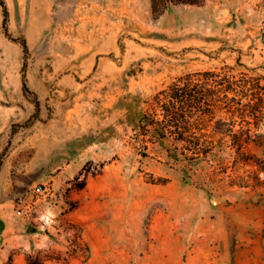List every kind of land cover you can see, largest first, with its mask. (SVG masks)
<instances>
[{
	"label": "rangeland",
	"instance_id": "rangeland-1",
	"mask_svg": "<svg viewBox=\"0 0 264 264\" xmlns=\"http://www.w3.org/2000/svg\"><path fill=\"white\" fill-rule=\"evenodd\" d=\"M6 3L0 264L24 245L23 264H264V0L157 15L151 0ZM204 71L234 90L230 109L193 125L210 148L195 158L162 135L156 94L187 74L219 86ZM35 184L51 192L32 195ZM21 197L32 216L16 213Z\"/></svg>",
	"mask_w": 264,
	"mask_h": 264
},
{
	"label": "trees",
	"instance_id": "trees-1",
	"mask_svg": "<svg viewBox=\"0 0 264 264\" xmlns=\"http://www.w3.org/2000/svg\"><path fill=\"white\" fill-rule=\"evenodd\" d=\"M204 0H151V9L155 15L165 11L171 3H190L201 4ZM0 5L3 10V28L7 36L12 37L8 22L10 12L6 0H0ZM23 47L25 55L29 53V46L25 37L18 39ZM205 79V82L214 80L219 86H209L192 82L194 75L187 74L182 80L174 81L168 88L161 90L156 94V101L161 106V118H158V123L162 126V135H173L174 137L191 145L195 152V158H198L201 153L210 151L209 147L201 142V135H197V131H193V125L200 126L201 121H206L213 117L217 110L230 109L224 108V104L229 102L228 94L233 91L232 81L226 76H222L216 71H204L198 73ZM200 79V78H198ZM225 80L226 82L222 81ZM211 85V84H209ZM221 87V88H219ZM23 91L27 95L30 88L26 81V76L23 77ZM36 108H39V101L35 102ZM232 111V110H231ZM250 139L249 134L243 137L233 138V144L239 148L243 147ZM29 264H34L31 256H28Z\"/></svg>",
	"mask_w": 264,
	"mask_h": 264
},
{
	"label": "built area",
	"instance_id": "built-area-1",
	"mask_svg": "<svg viewBox=\"0 0 264 264\" xmlns=\"http://www.w3.org/2000/svg\"><path fill=\"white\" fill-rule=\"evenodd\" d=\"M32 195H43L45 193L51 192V188L42 184H35L32 188ZM36 209L35 204L32 201H29L27 198L21 197L18 202V208L16 213L18 215H28L32 216Z\"/></svg>",
	"mask_w": 264,
	"mask_h": 264
},
{
	"label": "crops",
	"instance_id": "crops-1",
	"mask_svg": "<svg viewBox=\"0 0 264 264\" xmlns=\"http://www.w3.org/2000/svg\"><path fill=\"white\" fill-rule=\"evenodd\" d=\"M24 244H25V242H23ZM25 245H24V248L22 249V253L21 252H19L18 254H16L15 255V259H14V261H13V263L12 264H17V263H22L23 264V261H22V259L24 260H26V254H25ZM8 252L10 253V250L8 249ZM18 259V260H17ZM26 263V262H25Z\"/></svg>",
	"mask_w": 264,
	"mask_h": 264
}]
</instances>
